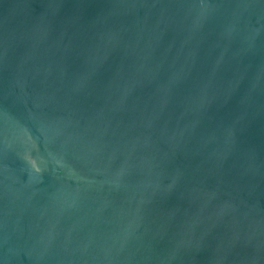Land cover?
<instances>
[{
    "label": "water",
    "instance_id": "1",
    "mask_svg": "<svg viewBox=\"0 0 264 264\" xmlns=\"http://www.w3.org/2000/svg\"><path fill=\"white\" fill-rule=\"evenodd\" d=\"M0 264H264V0H0Z\"/></svg>",
    "mask_w": 264,
    "mask_h": 264
}]
</instances>
